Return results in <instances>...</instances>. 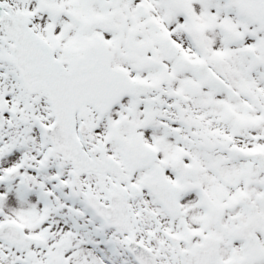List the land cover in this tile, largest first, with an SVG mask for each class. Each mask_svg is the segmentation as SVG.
I'll list each match as a JSON object with an SVG mask.
<instances>
[{"label":"snow or ice","instance_id":"1","mask_svg":"<svg viewBox=\"0 0 264 264\" xmlns=\"http://www.w3.org/2000/svg\"><path fill=\"white\" fill-rule=\"evenodd\" d=\"M0 264H264V0H0Z\"/></svg>","mask_w":264,"mask_h":264}]
</instances>
